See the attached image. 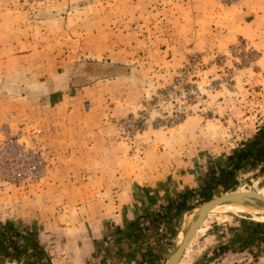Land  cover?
Returning <instances> with one entry per match:
<instances>
[{"label": "crops", "instance_id": "obj_1", "mask_svg": "<svg viewBox=\"0 0 264 264\" xmlns=\"http://www.w3.org/2000/svg\"><path fill=\"white\" fill-rule=\"evenodd\" d=\"M239 38L264 62V0H0V135L37 124L50 154L42 188L14 193L83 230L86 219L139 212L194 185L179 146L148 144L134 159L109 122L142 105L154 76L188 52Z\"/></svg>", "mask_w": 264, "mask_h": 264}, {"label": "rangeland", "instance_id": "obj_2", "mask_svg": "<svg viewBox=\"0 0 264 264\" xmlns=\"http://www.w3.org/2000/svg\"><path fill=\"white\" fill-rule=\"evenodd\" d=\"M215 49L188 52L176 70L154 76L158 80L148 85L142 105L109 122L114 139L134 159L146 157L148 144L172 141L179 146L180 159L190 162L194 185L139 212L111 211L96 223L86 219L81 230L60 224L55 208H32L28 198L14 193L39 191L49 170L28 186L0 179V264H165L182 225L204 202L201 190H211L212 197L223 193L220 178L228 176L235 182L229 190L264 193L262 54L242 38ZM189 59L194 66L185 71ZM131 116L137 130L122 126ZM27 126L40 127H19ZM186 126L191 128L182 132ZM189 143L196 147L189 149ZM239 153L244 154L240 161ZM78 214L71 212V221ZM256 216L210 211L178 264H264V215ZM49 222L58 225L48 227Z\"/></svg>", "mask_w": 264, "mask_h": 264}, {"label": "built area", "instance_id": "obj_3", "mask_svg": "<svg viewBox=\"0 0 264 264\" xmlns=\"http://www.w3.org/2000/svg\"><path fill=\"white\" fill-rule=\"evenodd\" d=\"M222 4H234L237 0H219ZM194 64L189 59L185 71ZM181 78V77H180ZM132 116L122 123L123 128L137 130ZM135 126V127H134ZM0 137V179L8 185L20 187L37 184L48 169L49 152L42 143V129L37 126L18 127L13 131L9 125Z\"/></svg>", "mask_w": 264, "mask_h": 264}, {"label": "water", "instance_id": "obj_4", "mask_svg": "<svg viewBox=\"0 0 264 264\" xmlns=\"http://www.w3.org/2000/svg\"><path fill=\"white\" fill-rule=\"evenodd\" d=\"M260 190H243L239 191L238 189H228L223 193L210 198L207 201H204L202 204L193 209L192 215L195 213V209L199 208V212L197 217L189 224L187 230L185 231L182 242L176 247V243H174V247L169 254L165 264H177L180 260L184 250L188 246V244L193 239L194 235L198 231L204 220L206 219L208 213L212 211V209L216 206L221 205L224 201L234 200V199H248L253 201H261L264 202V193ZM192 215L188 218L190 219Z\"/></svg>", "mask_w": 264, "mask_h": 264}, {"label": "bare ground", "instance_id": "obj_5", "mask_svg": "<svg viewBox=\"0 0 264 264\" xmlns=\"http://www.w3.org/2000/svg\"><path fill=\"white\" fill-rule=\"evenodd\" d=\"M199 210H200L199 208L195 209V213L192 215V217L182 225V228L175 239L176 247L182 242V238L185 231L187 230L189 224L197 217ZM213 210H219V211L224 210L231 212H250L255 216L257 212H260L262 215H264V202L253 201L248 199L227 200L224 201L221 205L214 207L212 211Z\"/></svg>", "mask_w": 264, "mask_h": 264}, {"label": "trees", "instance_id": "obj_6", "mask_svg": "<svg viewBox=\"0 0 264 264\" xmlns=\"http://www.w3.org/2000/svg\"><path fill=\"white\" fill-rule=\"evenodd\" d=\"M235 182L233 180H230L228 176H223L220 178V184L222 186V189L226 191L230 186H232ZM212 191L211 190H201L200 191V197L203 201H206L212 197Z\"/></svg>", "mask_w": 264, "mask_h": 264}]
</instances>
